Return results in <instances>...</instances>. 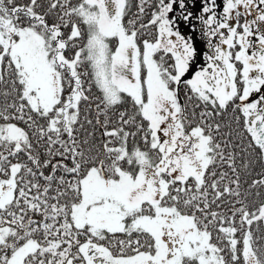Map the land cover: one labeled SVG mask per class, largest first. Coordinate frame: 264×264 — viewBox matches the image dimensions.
I'll return each instance as SVG.
<instances>
[{
  "label": "snow or ice",
  "instance_id": "obj_1",
  "mask_svg": "<svg viewBox=\"0 0 264 264\" xmlns=\"http://www.w3.org/2000/svg\"><path fill=\"white\" fill-rule=\"evenodd\" d=\"M203 4L0 0V264H264V0Z\"/></svg>",
  "mask_w": 264,
  "mask_h": 264
},
{
  "label": "flooded vegetation",
  "instance_id": "obj_2",
  "mask_svg": "<svg viewBox=\"0 0 264 264\" xmlns=\"http://www.w3.org/2000/svg\"><path fill=\"white\" fill-rule=\"evenodd\" d=\"M186 3L188 4L187 10L192 13L193 19L188 24L180 22V30L183 31L184 29L183 34L186 37L191 36L198 51L200 53H203L207 51V41L201 35L203 25L200 24L199 21L196 19L200 14H202V8L204 6L203 0H192L191 3H189V0H186ZM175 7L178 10V5ZM173 15H175V13H173ZM204 15L205 18H207L209 14H204ZM190 27H192V29L195 28L196 31L190 30ZM214 42H218V40Z\"/></svg>",
  "mask_w": 264,
  "mask_h": 264
},
{
  "label": "rangeland",
  "instance_id": "obj_3",
  "mask_svg": "<svg viewBox=\"0 0 264 264\" xmlns=\"http://www.w3.org/2000/svg\"><path fill=\"white\" fill-rule=\"evenodd\" d=\"M134 3H135V0H134ZM223 7H224V0H217V8H216V13H217V18H221L222 14H223ZM135 10V9H134ZM244 21L241 22V24L243 23ZM231 24H235V21H231L230 22ZM190 30H192V27H190ZM226 31V30H225ZM182 34L184 32V29L183 31L181 30ZM181 99L183 101V91L181 92Z\"/></svg>",
  "mask_w": 264,
  "mask_h": 264
},
{
  "label": "trees",
  "instance_id": "obj_4",
  "mask_svg": "<svg viewBox=\"0 0 264 264\" xmlns=\"http://www.w3.org/2000/svg\"><path fill=\"white\" fill-rule=\"evenodd\" d=\"M242 21H244V18H243V17H241V22H242ZM99 135H100V133L97 132V138H99Z\"/></svg>",
  "mask_w": 264,
  "mask_h": 264
}]
</instances>
